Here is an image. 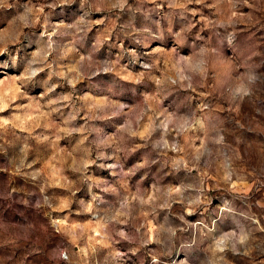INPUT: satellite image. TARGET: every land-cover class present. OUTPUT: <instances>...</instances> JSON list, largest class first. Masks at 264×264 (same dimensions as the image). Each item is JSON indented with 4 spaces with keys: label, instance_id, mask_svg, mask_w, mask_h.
<instances>
[{
    "label": "rangeland",
    "instance_id": "obj_1",
    "mask_svg": "<svg viewBox=\"0 0 264 264\" xmlns=\"http://www.w3.org/2000/svg\"><path fill=\"white\" fill-rule=\"evenodd\" d=\"M0 264H264V0H0Z\"/></svg>",
    "mask_w": 264,
    "mask_h": 264
}]
</instances>
